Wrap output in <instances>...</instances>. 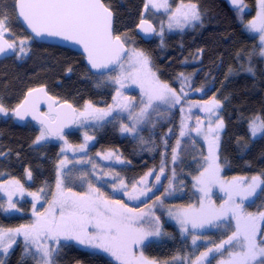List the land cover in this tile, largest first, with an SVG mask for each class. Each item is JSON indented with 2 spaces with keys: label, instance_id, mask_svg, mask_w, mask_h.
I'll list each match as a JSON object with an SVG mask.
<instances>
[{
  "label": "trees",
  "instance_id": "obj_1",
  "mask_svg": "<svg viewBox=\"0 0 264 264\" xmlns=\"http://www.w3.org/2000/svg\"><path fill=\"white\" fill-rule=\"evenodd\" d=\"M104 3L113 13L114 36H120L128 48L145 53L160 81L179 93L183 74L190 87H186L188 95L181 104L167 106V110L160 107L151 110L133 136L121 134L120 128L126 119L114 115L113 111L108 116L100 113L88 116L87 125L66 131L63 139L58 137L65 147L83 145L86 136L92 139L86 153L71 155L78 165L68 167L62 178L72 191L87 193L91 182L100 188L105 198L124 203L122 195L112 193L113 184L122 180L131 185L148 172L160 171L163 166L164 183L171 179L168 183L172 184L174 192L170 198L156 195L162 197L155 211L160 234L138 244L134 252L138 256L142 253L154 264H192L207 247L227 239L235 231V221L229 213L228 220L213 221V224L225 225L223 227L215 228L206 223L203 228L193 229L189 224L186 234L181 232L177 221L179 214L198 210L205 197V193L198 190L200 185H197L196 177L207 166L208 161L204 158L209 155L203 135L187 131L184 137L180 136L182 119L194 129L199 117L204 122L202 130L207 133L208 116L200 108L205 106L204 101L217 98L221 102L218 118L224 123L217 150L220 177L228 184L227 181L234 178L264 174V137L252 139L248 127L253 117L264 114V60L260 46L256 38L245 31L236 12L230 11L221 0H169L171 9L179 4L195 3L201 18L185 24L181 32L170 29L148 43L135 34L137 24L143 19L144 0H104ZM256 3L257 0H243V7L248 10L244 20L252 17ZM13 5L14 0H0V17L8 16L9 38L16 42L17 51L20 39H30L26 45L27 56L18 59L14 54L12 58L0 60V104L8 109V115L0 113V180L14 179L20 182L26 194L41 192L42 197L49 199L61 157L59 144L48 138L35 145L39 126L16 122L12 117L14 108L27 91L45 87L50 96L58 102H68L77 113L89 103L93 108L107 111L108 106L115 103L113 96L117 88L107 75H92L80 55L34 42L19 24ZM162 17L159 15L158 19ZM131 92L134 100L143 97L139 86ZM177 140L181 141L179 147ZM173 149H176L177 158L171 164ZM105 153H112L116 162L102 163L99 156ZM164 185L157 193H163ZM257 192L258 195L243 203L245 213L257 215L264 211V192L259 189ZM208 196L210 201L205 197V203L210 202L217 209L227 199L219 184L211 187ZM17 208V213L9 215L0 208V228L16 229L33 222L29 217L28 200L17 202ZM193 233L201 237L196 245L191 241ZM261 234L264 235V222ZM61 244L64 246L56 254V264H118L108 253L92 252L75 241H61ZM23 249L17 242L7 253L0 252V264H22ZM214 255L211 264H217L221 258L219 254ZM23 264L35 262L29 258Z\"/></svg>",
  "mask_w": 264,
  "mask_h": 264
},
{
  "label": "snow or ice",
  "instance_id": "obj_2",
  "mask_svg": "<svg viewBox=\"0 0 264 264\" xmlns=\"http://www.w3.org/2000/svg\"><path fill=\"white\" fill-rule=\"evenodd\" d=\"M257 2L259 11L256 18L249 22L247 28L251 32L259 34L260 55L264 56V0H257ZM232 3L239 8L242 0H232ZM149 5L157 10L161 8L168 10L169 8L168 0H147L145 8L147 9ZM13 10L16 12L17 18L23 21L35 37L58 38L80 45L92 69L98 72L107 70L108 80L114 81L119 86L116 95L113 96L115 103L109 105L107 111L93 108L89 103L85 106V112L80 113L81 116H95L96 113L108 116L111 115L114 108H118L122 112L129 111L133 105L130 102H122L128 101L129 98L120 91V88L124 87L128 80L137 84L142 95L147 97V102L142 101L143 107L135 115L136 123L145 119L148 110L153 107V101H161L174 106L181 104L184 97L188 95L186 87H190V85L183 74H181L182 83L178 93L169 84L157 78L145 53L127 49L122 38L113 35V13L106 6L104 0H14ZM200 18V12L195 3L182 4L180 8L169 15V27H172V21L183 26L199 21ZM141 24L147 25V21L142 19ZM150 29L151 25H147V28L142 30L147 32ZM10 36L8 16L4 15L0 17V55L13 52L18 59L27 56L26 45L30 38L20 39V47L17 51L16 42L10 39ZM125 57H127L128 68H125ZM116 68H119L120 71L113 75ZM248 71H251V68ZM197 91L203 90L197 89ZM33 93H38V95L33 96ZM41 99L52 101L53 98L48 96L42 87L31 89L28 98L13 110V115L20 120H23L26 115H31L42 125L36 143L50 135H58L60 139H63L59 130L51 126L52 123L70 118L75 119V117H70L62 110H55L53 108L54 101L49 104V109L50 112H56L55 117L46 116L38 109ZM203 103L205 106L201 107L200 111L205 112L208 116L207 133L202 130L203 120L197 117L198 123L194 129L185 124L182 119L180 136L184 137L186 131H195L198 135L204 136L208 143L209 155L204 158L208 161L207 166L204 167L200 176L196 177V183L200 185L198 190L204 192L205 197L210 201L208 193L211 187L219 184L227 199L217 209L210 202L206 204L205 197H202L198 210H186L179 214L177 221L181 225V232L184 233L187 232L189 224L193 229L203 228L206 223L212 224L214 227H223L225 225L213 224V221L228 220L230 213L231 220L235 221V231L227 236V239L207 247L192 261V264H211L212 259H215L214 254H219L221 257L218 264H264V235H261L260 227V222H264V211H260L257 215L245 213L243 204L244 200L258 195V189L264 192V174L253 176L251 181H247L245 178H234L233 182L225 184L219 175L220 165L217 163L220 131L224 127L223 120L218 118L217 112L221 107V102L213 97ZM66 107L75 113L76 110L70 104ZM189 111H191L190 108ZM183 112L184 108L181 107V113L183 114ZM0 113L8 115V109L3 104H0ZM132 115L133 113L129 111V116L132 117ZM212 117H217V119L213 120ZM136 123L131 126L122 124L121 130L134 132ZM248 127L252 139H256L258 136L264 137V114L253 117L249 121ZM85 139L89 140L92 137L86 136ZM180 143L181 141L177 140V147L180 146ZM83 147L81 146V150ZM176 158V149H173V163ZM66 163L65 159L60 162V165ZM93 167L96 165L94 164ZM160 171L164 172L163 166ZM148 175H152V172H149ZM28 176L31 177V172H28ZM81 179L83 180L84 177L82 176ZM156 179L159 181L160 177L157 176ZM14 183L19 185V181H14ZM141 183H146V178ZM120 185L125 189L124 195L129 199H139V195L146 196L147 192H151L155 187L153 185L139 188V195H133L127 191V185L122 180ZM56 187L57 192L53 194L49 207L43 213L36 211L35 202L33 203V215L36 217L34 222L21 225L16 229L0 228V252L7 253L17 243V237L22 236L24 241L22 264L29 258L35 264H56V254L64 246L61 241H75L79 245L100 249L114 257L118 264H154L142 253L137 256L133 250L134 245L143 243L148 236L160 234L158 220L156 221L157 226L151 227L147 231L142 227L144 217L150 215V212L146 213L143 210L128 207L118 199L105 198L100 188L93 186L91 182L88 183L89 191L87 193L72 191L70 187H66L65 179L62 178L60 171H57ZM112 187L114 191H119L115 184ZM133 189L135 192L137 185L134 184ZM19 190L23 194V186H19ZM167 194L165 193V195ZM29 195L33 197L34 201L40 200L36 193H29ZM236 197L240 199L237 200ZM8 207L19 211L11 196H9ZM0 208H3V204H0ZM200 238L193 233V244L195 245ZM225 253H227L226 259L224 258Z\"/></svg>",
  "mask_w": 264,
  "mask_h": 264
},
{
  "label": "rangeland",
  "instance_id": "obj_3",
  "mask_svg": "<svg viewBox=\"0 0 264 264\" xmlns=\"http://www.w3.org/2000/svg\"><path fill=\"white\" fill-rule=\"evenodd\" d=\"M146 2H147V0H144V5L146 4ZM168 4H169V0H168ZM181 5L182 4H179L178 6H176L173 9H171L170 5H169L168 10H165L164 8H161V9L157 10L155 8H152L149 5V7L147 8L146 16L144 18L146 20H148L152 25L155 26V28H156V37L163 36L164 31H168L170 29H174V31L181 32L184 29V27H186V25H183V26L177 25L175 23V21H172L171 22L172 23V27H169V24H170L169 15L174 13L177 8L181 7ZM184 5H187V4H184ZM245 10L246 9L244 7H242L240 10H238L236 12L237 19H238L239 22L243 23L245 31L249 35H251L254 38H256L257 43L260 46L259 34L255 33V32H251L247 28V25L249 24V22L254 20L256 18V16H257V12L259 11L258 4H256L255 7L253 8L252 17H250L248 20H244V14L248 11V10L247 11H245ZM159 15L163 16L162 19H158ZM128 49H130V48H128ZM261 57L264 60V56H261ZM124 63H125V68H128L127 57L125 58ZM119 71H120V69L117 68V70L114 72L113 75L118 74ZM112 82H113V84L115 85L116 88L119 87L117 84L114 83V81H112ZM136 86H138V85L133 83L131 80H128V81L125 82V86L120 88V91L123 93V95L125 97L129 98L128 101H122V102H124V103L130 102L131 105H133V107L131 109H129V111H131L133 113L132 117L129 116V111H123L122 112L118 108H114L112 110L115 113L114 115L118 114L119 116H122V117H124L126 119L125 124H123L125 126H131L133 123H136L135 115L137 113H139L140 109L143 107L142 101L145 102V103L147 102V97L144 96V95H142L144 98L140 97L139 99H137V100L135 99L134 100L132 94L136 93L137 89L134 90L133 93L131 92V90L134 89ZM167 106L170 107V105L167 104V103H164V102H161V101H153V107L148 110V113L146 114V117L150 114L151 110H154V109H156L158 107H160L161 109L163 108L165 110ZM85 110H86L85 107H83L78 112V119L76 121L75 126H83V125H87L89 123V119L87 118L88 116L85 117V116H81L80 115V113L85 112ZM154 119H155V117H154ZM145 121H146V118L144 120H142L141 122L136 123V130L134 132H124V131L121 130V128H120V132L123 135L133 136V134L137 133V131L140 129L139 126H141ZM184 123L187 124L186 122H184ZM40 129H41V127H39L38 136L40 135ZM180 130H181V128H180ZM186 133H187V131H186ZM259 137L260 136H258L257 138H259ZM48 138L49 137H47L46 139H48ZM44 140H41L39 143H41ZM53 142L56 143V144H59V148H60L59 150H60V153H61V157H60V161H59L58 165H60V162L62 160H65V159L67 160V163L64 164V165H60L59 168H58V165L56 166L57 168H56V172H55V183H54V187L52 189V193L50 195V198L46 199L45 197H42V195H40L41 194V192H40V194L36 193L40 197V200L39 201H34L33 197L31 195L26 194L25 192H23V194H21V192L19 190V186H21L20 182H19V185H17L16 183H14V181H16V180L3 178V179L0 180V203L3 204V208H1V209H2V212L4 214L9 215V214H15V213L18 212V211H16V209H10L8 207L9 196H11V199L16 203V208H17V202H21L22 200L26 199V200H28L30 202V214H29V217L34 222L36 220V217L33 215V203L35 202L36 211L43 213L49 207V204H50V202L53 199V194L57 192V187H56L57 171H60L61 176H62L64 171L68 167H70L72 164L78 165L77 164V160L73 159L72 156H77V155L79 156V155H82V154L86 153L88 147L91 145V140L90 139L89 140H85L84 144L81 145V146H84L83 150H81V146H78V147H72V146L65 147L64 145L61 144V140L59 138H53ZM39 143H36V139H35V143L34 144L37 145ZM69 158H71V159H69ZM99 160L102 163L112 164V163H115L117 159L115 158V156L112 153H105V154L99 156ZM171 164H173V159L171 160ZM151 172H152V175H148V173H149L148 172L140 180L132 183L131 185H127L124 182V184L127 185V191L130 194H133V195H139V188H147V187H150V186L154 185L155 187L152 188L151 192H147L146 196L145 195H139V199H129L128 196L124 195L125 189L120 185V181L116 185V187L119 189V191L112 190L113 194L122 195V197L124 199V203L128 207L137 206L136 209H138V210H143L146 213L150 212V215L144 217V222L145 223L142 224V227L145 229V231L149 230L151 227H155L156 226L157 218L155 216L156 215L155 211H156L157 205L161 202L162 197L170 198L172 196L173 192H174V189H172V184L168 183V181H171V179L167 180V182L164 183L166 181V180H164V176H165L164 172L163 173H161V171H158L156 173H154L153 171H151ZM157 176L160 177L159 181H157V179H156ZM145 178H146V183H141V181L145 180ZM245 179L247 181H251V178H245ZM227 182L231 183V182H233V179H231V180H229ZM134 184L137 185V190L135 192H134V189H133V185ZM162 184H165L164 185V189H163V193L162 194L157 193V192H159V189H160ZM165 193H168V194L165 195ZM156 195H161L162 197L157 198ZM150 199L152 200L151 202H150ZM236 199L239 200L240 198L236 197ZM247 200H244L243 203H247L248 202ZM146 203H147V205H146ZM234 227H235V223H234ZM260 227L262 229L263 222H260ZM190 228H192V227H190ZM184 234H186V232H184ZM155 237H153V235H151V236H148L145 240H151V239H153ZM191 241H192V239H191ZM17 242H19L24 247V241H23V237L22 236L17 237ZM198 243H200L199 239L196 241V244H198ZM14 245L12 247H14ZM136 246L137 245L133 246V250H135L134 248ZM83 248L88 249V250H90L92 252H95V253H106V252H103L100 249L89 248V247H86V246H83ZM33 251H34V249H33ZM0 255H1V253H0ZM108 255L112 259L115 260V258L112 257L109 253H108ZM136 255L138 256V254H136ZM220 259H218L216 261L217 264H218Z\"/></svg>",
  "mask_w": 264,
  "mask_h": 264
},
{
  "label": "water",
  "instance_id": "obj_4",
  "mask_svg": "<svg viewBox=\"0 0 264 264\" xmlns=\"http://www.w3.org/2000/svg\"><path fill=\"white\" fill-rule=\"evenodd\" d=\"M221 1H223L226 4V6L228 7V9L230 11H232V12H237L238 10H240L244 6L243 0H242V4L240 5L239 8L233 5L232 0H221ZM146 12H147V9L144 7L143 10H142L143 20H146L144 18L145 15H146ZM16 17H17V14H16ZM146 21H147V25H151V29L148 30L147 32L142 30L144 28H147V25H142L141 21L137 24V26L135 28L136 36L144 43L151 42L155 38V35H156L155 26L152 25L148 20H146ZM18 22L21 25V27L24 29V31L32 38V40L34 42L40 43V44H44V45L61 47V48L67 49V50H69L71 52H74V53L80 55L81 57H83L84 64H85L86 68L88 69V71L92 75H96V76L107 75V70H101V71L98 72V71L92 69L91 65L88 63L86 54L84 53L83 48L80 45L74 44V43H72L70 41H62V40H60L58 38L35 37L34 34L31 32V30L27 28V26L23 23L22 20L18 19ZM112 30H113V17H112ZM113 35H114V33H113ZM125 47L128 49V47L126 45H125ZM13 56H14L13 52H8V53H6L4 55H0V60L9 59V58H12ZM125 58H124V60H125ZM112 67H115V66H112ZM37 88H41V87H37ZM37 88H34V89H37ZM42 88H44V90L47 93V95L50 96L49 93L47 92L46 88L45 87H42ZM29 91H27L25 93L24 97L22 98L21 102L18 105H20L26 98H28ZM37 95H38V93H33V96H37ZM53 101L55 102L53 104V108L55 110H62L64 112L68 113L70 117H75V119H71L70 118V119H67V120H60V121H56V122L52 123L51 126L54 129H58L60 135H63L66 131L72 129L75 126V123H76V121L78 119L77 111H75V113H72L71 109L66 107V105H69L68 102H58L54 98L52 99V101H47L46 99H41V102L38 105L39 111L41 113L46 114V116L55 117L56 112L55 111L50 112V109H49V104L53 103ZM72 108L75 109L74 107H72ZM12 117H13V119L16 122H19V123H33V124H35V125H37L39 127H42V125L39 124L36 120H34L31 115H26L23 120H20L17 117H15L13 115V112H12ZM48 137H50V138H58L59 136L58 135H50Z\"/></svg>",
  "mask_w": 264,
  "mask_h": 264
}]
</instances>
